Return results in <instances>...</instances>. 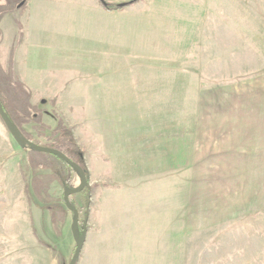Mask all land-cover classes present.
Here are the masks:
<instances>
[{"label":"rangeland","instance_id":"obj_1","mask_svg":"<svg viewBox=\"0 0 264 264\" xmlns=\"http://www.w3.org/2000/svg\"><path fill=\"white\" fill-rule=\"evenodd\" d=\"M23 1L0 18V71L30 88L32 142L89 174L70 200L91 209L79 233L103 232L76 264H212L213 222L237 218L239 264H264L261 164L248 149L264 122V0ZM79 186L0 120V221L24 191L21 216L0 228V264H69L63 190Z\"/></svg>","mask_w":264,"mask_h":264},{"label":"crops","instance_id":"obj_2","mask_svg":"<svg viewBox=\"0 0 264 264\" xmlns=\"http://www.w3.org/2000/svg\"><path fill=\"white\" fill-rule=\"evenodd\" d=\"M22 85L25 88L26 87L29 88L28 84L25 81H22ZM260 132H261V140H260V142H258L256 144L253 141L251 143V145L248 146V149L251 150V153L253 154L252 157H253V160H255L254 163H260L261 164L260 177H261V180H262L263 197H264V122L261 124ZM251 178L257 179V177H254V175ZM23 192H24L23 190H19V192H17L16 200H18V196L23 195ZM15 201H13L10 204L12 214L14 212H15V215H16V212L17 213L21 212V214H22L23 205L24 204L23 203H15ZM3 204L7 205L6 202L3 203ZM228 204L225 205L224 209L227 208V209L230 210V205H231V209L236 207V205L234 206V205H232V203H230V205H228ZM14 205H16V207H14ZM5 208L6 207L3 206L0 209V211H4ZM88 209H89V207H88ZM189 211L190 210L188 208V212ZM89 213H91V209H89ZM21 214L18 213L17 214L18 217H20ZM17 215H16V217H17ZM230 216H234L235 217V215H233L232 213H230ZM3 217H4L3 219H5V221H0V228H2V226H6V224L9 225L11 220L13 219L12 215L8 219L5 216H3ZM6 220H9V221L7 222ZM237 221H238V218L235 221L230 220V223H222V224L220 223L221 225L219 223H217V222H219L218 220H215L213 222L212 225L215 224L214 228H216V232L213 235L214 236L213 237V242H209L211 244L210 257L212 259H210V262L212 264H239V262H238V252H239V248L238 247H239V245L238 244L239 243H243L242 245H244V242H246V240H244V239H246V238H244L243 240H239V238H237V236H238L237 235V233H238ZM99 223L100 224H98L97 222H92L91 225H87L86 226L85 241H84L83 247L81 249V252L84 250L83 248L87 244L90 245L92 238H94L96 236V234H101L103 232V229H102L103 228V223H101V222H99ZM212 225H204L203 227L204 228H206L208 226L212 227ZM187 228H188V226H187ZM203 239L205 240L206 237L204 236ZM244 250L248 251V248L245 247ZM81 252H80V254H81ZM241 264H247V262L245 263L244 261L243 262L241 261Z\"/></svg>","mask_w":264,"mask_h":264},{"label":"trees","instance_id":"obj_3","mask_svg":"<svg viewBox=\"0 0 264 264\" xmlns=\"http://www.w3.org/2000/svg\"><path fill=\"white\" fill-rule=\"evenodd\" d=\"M5 1H6V3H4V4L0 3V18L4 14H7L11 10L15 9L19 5V3L22 2L23 0H20V1H17V2H16V0H5ZM25 1H23V4H25ZM100 2L102 4L103 8L105 10H107V11L121 10L123 8V6H125V5H121L120 4V5H116V6H111L110 7L105 2V0H102ZM0 38H1V32H0ZM11 79L12 78H11V74L10 73L5 75V74H3V72L1 73V71H0V103H1L4 111L7 113L8 117L10 118V120L17 127V129H18L19 133L21 134V136L25 140H28V141L32 142L31 137L21 128L22 127L21 126V123H22L21 119H23L24 111H29L30 110L27 107V104H26V100L28 99V97H27L28 91L23 85H19L18 84V85L15 86L13 80H11ZM32 143H34V142H32ZM35 144H37V143H35ZM37 145L40 146V144H37ZM42 147H45V146H42ZM56 150H58V149H56ZM58 151H60V150H58ZM61 153H63V152H61ZM54 158H56L59 161V163L64 166V168L70 169V170H72V172H74V169H72L71 167L67 166L62 160H60L57 157H54ZM32 165L35 166L33 163H32ZM36 166L37 167L47 168L46 165H44V163H39ZM79 166L82 168V170L84 171L85 176L87 178L86 179V181H87L86 186L81 191V193H83L85 190H87L89 188V186H88V176H89V174H88L85 166H82V165H79ZM54 170H56L57 173H59V175H60L59 178H58V181H60V183L62 185L68 186L69 179H66L65 171L61 167V165H58V164L54 165ZM38 180H40V179H38ZM43 184H45V183L42 182L41 184H38L37 178L35 176L33 177L32 187L34 188V190L37 193V195H40V193H39L40 191L39 190H40V188H42ZM26 190H29L28 187H27ZM73 195H77V194H72L69 197V200H70V198L71 199L73 198ZM62 201H63V199H62ZM70 203L73 206L76 207V209L78 211V218H79V223H80L82 214L84 215V218H86V216L88 215V208H86L85 206H83L81 208H78L76 203L75 202L72 203L71 200H70ZM84 229L86 230V227Z\"/></svg>","mask_w":264,"mask_h":264},{"label":"water","instance_id":"obj_4","mask_svg":"<svg viewBox=\"0 0 264 264\" xmlns=\"http://www.w3.org/2000/svg\"><path fill=\"white\" fill-rule=\"evenodd\" d=\"M102 1V0H100ZM0 120L2 121V123L4 124V126L7 128V130L11 133V135L13 136H17L21 139V141L32 151H37V152H42V153H46L49 154L53 157H57L60 160H62L67 166L73 168L80 176V186L77 188H69V187H64L63 190V202L64 205L66 207V209L68 211H70L73 214V222L71 224V234L72 237L74 239L75 242V250H74V256L71 259L69 264H76L77 260L79 258L80 255V251L83 247L84 241H85V233L86 231L83 230L81 233H79L77 225H78V211L76 209L75 206L71 205L70 201H69V197L72 194H78L80 193L86 186V176L84 171L82 170V168L72 162L70 159H68L63 153H61L60 151L56 150V149H52V148H48V147H42L39 146L37 144H34L28 140H25L21 134L19 133L17 127L15 126V124L10 120V118L8 117L7 113L4 111L1 103H0Z\"/></svg>","mask_w":264,"mask_h":264},{"label":"flooded vegetation","instance_id":"obj_5","mask_svg":"<svg viewBox=\"0 0 264 264\" xmlns=\"http://www.w3.org/2000/svg\"><path fill=\"white\" fill-rule=\"evenodd\" d=\"M81 193V192H80ZM79 194V193H78Z\"/></svg>","mask_w":264,"mask_h":264}]
</instances>
